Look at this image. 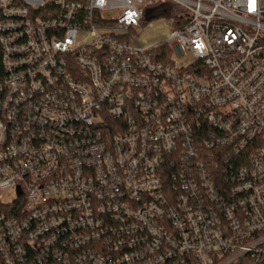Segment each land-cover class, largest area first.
Instances as JSON below:
<instances>
[{"label": "built area", "instance_id": "1", "mask_svg": "<svg viewBox=\"0 0 264 264\" xmlns=\"http://www.w3.org/2000/svg\"><path fill=\"white\" fill-rule=\"evenodd\" d=\"M0 264H264V0H0Z\"/></svg>", "mask_w": 264, "mask_h": 264}, {"label": "rangeland", "instance_id": "2", "mask_svg": "<svg viewBox=\"0 0 264 264\" xmlns=\"http://www.w3.org/2000/svg\"><path fill=\"white\" fill-rule=\"evenodd\" d=\"M108 15L113 16L116 13H108ZM169 22V18L165 16L152 19L139 36L142 45L145 47L165 40L171 32V28L168 25ZM78 39L81 42H87L91 37L88 33H81ZM173 57L179 67L187 66L192 61L190 54H186L184 57H179L175 54Z\"/></svg>", "mask_w": 264, "mask_h": 264}, {"label": "trees", "instance_id": "3", "mask_svg": "<svg viewBox=\"0 0 264 264\" xmlns=\"http://www.w3.org/2000/svg\"><path fill=\"white\" fill-rule=\"evenodd\" d=\"M150 11H152L153 13H157V17L163 16L164 6L162 5L156 6L152 8Z\"/></svg>", "mask_w": 264, "mask_h": 264}]
</instances>
